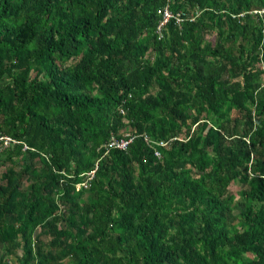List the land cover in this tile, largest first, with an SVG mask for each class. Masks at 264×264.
<instances>
[{"label": "trees", "instance_id": "trees-1", "mask_svg": "<svg viewBox=\"0 0 264 264\" xmlns=\"http://www.w3.org/2000/svg\"><path fill=\"white\" fill-rule=\"evenodd\" d=\"M0 137V264H264V0H0Z\"/></svg>", "mask_w": 264, "mask_h": 264}, {"label": "built area", "instance_id": "built-area-1", "mask_svg": "<svg viewBox=\"0 0 264 264\" xmlns=\"http://www.w3.org/2000/svg\"><path fill=\"white\" fill-rule=\"evenodd\" d=\"M161 15L160 23L157 28V34L162 37L163 32L166 30L167 26L169 23L174 22L177 26L181 27L183 22L185 20H191L193 21L195 17H193L192 14H186L183 11L175 13L169 4L165 5L162 9L159 11ZM120 112L122 114H125L124 108L120 109ZM137 138H143L144 142L148 147H150L153 151L154 154L157 158L161 159L162 158V152L159 148L161 147H166L169 142L166 140H156L153 139L151 136H149L147 133H142V134H135L133 132H127L123 137H119L116 134H112L110 137V140L108 141L106 148L107 150L111 149H118L121 151H128L130 146L134 143V141ZM0 141L3 142V147H8L16 143L15 140H13L10 137H0ZM172 141V140H171ZM27 149V147H25ZM98 169V166H97ZM93 170L88 174L89 180H92L95 176L96 170ZM81 186H88V183H83ZM9 264L11 261H8Z\"/></svg>", "mask_w": 264, "mask_h": 264}, {"label": "rangeland", "instance_id": "rangeland-1", "mask_svg": "<svg viewBox=\"0 0 264 264\" xmlns=\"http://www.w3.org/2000/svg\"><path fill=\"white\" fill-rule=\"evenodd\" d=\"M211 39L213 40L214 37H212ZM29 161H30V163L34 164V166H37L38 168L41 167V164H40L36 159H35V160H29ZM1 170H2V167H0V173L2 172ZM26 186H27V183H25L24 188H25ZM7 261H10V259L7 258ZM12 262H15V261L12 260ZM8 263H9V262H8Z\"/></svg>", "mask_w": 264, "mask_h": 264}]
</instances>
